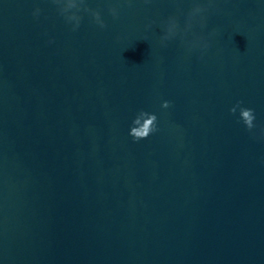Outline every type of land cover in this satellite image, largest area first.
<instances>
[{"label": "water", "instance_id": "1", "mask_svg": "<svg viewBox=\"0 0 264 264\" xmlns=\"http://www.w3.org/2000/svg\"><path fill=\"white\" fill-rule=\"evenodd\" d=\"M86 2L0 0V264H264V0Z\"/></svg>", "mask_w": 264, "mask_h": 264}, {"label": "clouds", "instance_id": "2", "mask_svg": "<svg viewBox=\"0 0 264 264\" xmlns=\"http://www.w3.org/2000/svg\"><path fill=\"white\" fill-rule=\"evenodd\" d=\"M52 3L57 5V11L60 15L64 16L66 21L72 23L73 31L79 29L81 22L83 20V16L81 15V11L88 12L94 19V22L98 24L101 28L106 27V23L102 18L101 12L96 9H92L88 6L86 0H52ZM213 0H208L207 4L203 3H196L191 11L188 13L187 21L183 31H178L179 29V22L176 17H169L166 26L164 35L162 37V41L170 40L176 37L178 34L181 35V39L185 40L189 49L195 48H202L207 49L210 45V40L207 39L204 35L200 33L193 32L191 37H189L188 33L189 30L192 28L193 23L197 21L199 18V22L201 27L206 24V18L201 15L204 13L209 7L212 6ZM79 4V7H77ZM63 5V7H62ZM75 9L76 11H72ZM42 9L39 7L35 8L33 11V15L36 18H39ZM110 11L113 16H118L119 12L116 7H111ZM74 22V23H73ZM151 27V24L148 25ZM215 30L213 33L209 35H214ZM52 41L50 40L49 43ZM171 105V101L165 100L162 103L163 108H168ZM243 101H238L235 106L231 108V112L233 114L236 113L237 108H239L240 112V120L244 123L247 130L253 134L255 138L264 139V126H261L257 131V125L255 124L256 115L255 110L249 107H244ZM141 118H143V122L141 123ZM158 117L154 112H148L145 110H141L133 120L132 127L130 128V135L133 137L135 141H139L141 139L147 138L150 134L158 131V124H157Z\"/></svg>", "mask_w": 264, "mask_h": 264}]
</instances>
